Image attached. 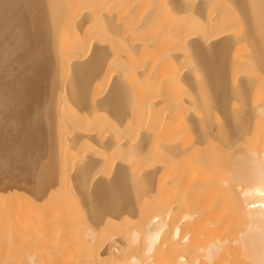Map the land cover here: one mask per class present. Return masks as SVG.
Listing matches in <instances>:
<instances>
[{"label": "bare ground", "instance_id": "1", "mask_svg": "<svg viewBox=\"0 0 264 264\" xmlns=\"http://www.w3.org/2000/svg\"><path fill=\"white\" fill-rule=\"evenodd\" d=\"M236 1L243 8L246 36L254 39L261 27L258 28V20L264 18V0L261 7L258 5L259 11L248 0ZM227 2L230 3L229 0H0V180L11 177L14 182H33L40 156L51 143L49 154L54 155V142L50 143L49 136L56 125L52 126L50 114L57 107L53 105L58 102L59 108L63 102L66 106L61 107L65 110L61 112L59 108L54 120L58 129L66 125L67 133L58 134L68 136L61 142L59 135L57 140L62 165L58 180L62 184L63 177L74 169L70 173L79 181L81 193L88 197V216L94 223L103 224L98 242L99 224L89 228L87 239L80 242L79 252L85 254L86 264H264V139L260 151L248 149L240 142L248 131V110L239 116L238 128L216 127L209 116L193 117L192 102L199 98L200 91L191 92L185 86L200 81L190 72L194 67L191 60L195 58L206 61L207 80L217 79L220 87L223 85L217 64L222 61L228 73V78L222 76L224 83L241 82L243 91L245 85L251 84V79H247L246 57L242 58L236 49L232 53L233 45L243 33L239 35L235 28L238 26L230 21L234 16L226 13L225 8L230 6ZM261 22L260 32H264V20ZM231 67L236 68L233 74ZM53 69L52 88L56 87L53 94L57 102L43 106L45 83ZM67 73L73 78L70 94L64 90ZM201 81L197 82L198 88L205 84ZM108 86L109 92L105 90ZM201 87L208 89L205 85ZM224 90L227 92V88ZM69 96L82 105L70 116H62L68 111ZM122 104L124 113L118 118L129 116V112L132 116L133 111L136 114L129 122V117L125 118L126 123L115 117L121 120L115 122L123 124L124 129L121 134L112 133L103 123L102 112L96 110ZM210 104L204 109L206 112ZM128 105L135 110L131 111ZM257 110L261 114L264 107ZM81 119L87 120L86 126L76 124ZM36 124L38 131L34 128ZM85 137L106 149L94 152V145L88 144L83 150L80 147V151L76 145ZM126 154L152 160L146 163L147 167L136 169L127 164ZM219 162L226 170L219 167L222 166ZM67 163H70L68 172ZM50 166L38 187L43 185L46 175L52 174ZM218 173H224L223 182L232 183L227 185L235 205L228 212L231 215L203 218L191 210H182L181 199L189 196L192 201L195 198H190L191 195L198 196L209 188L212 192L215 185L219 186L214 182L221 176ZM61 198L56 201L59 205ZM151 203L156 206L146 209ZM70 215L66 229L73 228L74 215ZM60 216L58 208H46L40 219L43 226L39 228L51 230L50 223ZM17 262L0 258V264Z\"/></svg>", "mask_w": 264, "mask_h": 264}, {"label": "rangeland", "instance_id": "2", "mask_svg": "<svg viewBox=\"0 0 264 264\" xmlns=\"http://www.w3.org/2000/svg\"><path fill=\"white\" fill-rule=\"evenodd\" d=\"M232 1H234V2H232ZM248 1H249L248 4H250V3L252 5L254 4V6L256 8H258V11L260 9L259 6L261 7V5H263V0H255V3H252L250 0H248ZM229 2L230 3H228V2L227 3L230 6L225 8V10L228 11L226 13L230 14V16L231 15L234 16V17H231L233 20H230V21H232L233 24L236 23V24H234L235 26H238L235 28H236V31L238 32L239 35L241 33H243L240 35V37L244 36V38L239 37L238 41H236V45L235 44L233 45L234 47H232V53H233V50L236 49L235 51L237 53L239 52L241 54V56H243L242 58L246 57V58H244V60H246L245 62H247V64H248L247 66H249L247 69L249 77L247 79L248 80L251 79V84L247 83L248 84L247 87L245 85V87H244L245 92H244L242 90V86L240 84L241 82H237L235 80V81H233V83H232V81H227V83H224L223 78L224 77H225L224 79L228 78V73L227 72L225 73V69L227 67H225L226 63L222 64L225 61H222V62H219L217 64V65L220 64L217 67V71H219V73L221 74L220 78H222V80H220V81L222 82V85H223V87L222 86L220 87L218 84L219 81L217 79L215 80V82L207 80V77H206L207 76L206 75L207 63H206V61L203 58H200V59L195 58V60L193 59L194 61L191 60V62H193L191 66H194L193 68L190 66L192 69V70L190 69L191 76H193V78L196 79V81L199 79L200 81H197V82L200 84L202 82L201 80H203V82L205 84L202 83V85H205L208 89L202 88L201 87L202 85H200V87L198 88L197 86H199V84H197V82H193V81L190 82L191 84L188 83L189 85H186L187 83H185V86H188V91L193 92L194 89H196L194 91H197V90L200 91V92L197 91L198 93L196 92L197 94H199L198 97L200 99L197 98L196 101L194 100L192 102L193 104H192L191 108L194 111V112H192V115H195L193 117L197 118V117H200L202 115H203V117L209 116L208 117V118H210L209 120H211V119L213 120L210 122L215 123L216 127L217 126H220V127H225V126L230 127L231 126L232 128L233 127L238 128L240 125L239 123L241 122V117H239V116H241L242 111H245L243 113V114H245L246 111L248 110L249 111V113H248L249 114V125L247 127L248 131L246 132L247 134H245V136H242L240 142L246 146L251 147V148L248 147V149L253 148L255 150L258 149L260 151V150H263V139H264L263 138L264 137V120H263L264 115L263 114H264V112L262 111V113L260 114L259 110H257V112H256V109H258L259 106L264 107V49H263L264 48V34H261L264 32H260V31H263V29H261L263 27L262 26L263 22H261V19L264 20V18H261L258 20V25H259L258 28L260 26L261 27H260V31H258L257 34L255 35V38H257V37H259V38L252 39L253 36H251L249 39V37L246 36V22H245L244 15H243V8L239 4V2L236 0H231V1L229 0ZM257 2H259V3H257ZM233 10H235V12ZM241 16H243V17H241ZM236 18L239 19V21L236 20ZM130 22H129V24H131ZM134 24H136V23H134ZM134 24L131 26H134ZM241 25H243V26H241ZM232 27H234V26H232ZM242 27H245V30L242 31V29H243ZM244 31H245V33H244ZM245 38L247 41L245 40ZM241 39L244 40L243 43L241 42ZM260 39H261V41L258 42ZM255 42H258V43H255ZM244 43H246V45H247L246 48H245ZM261 43H262V47L260 46ZM251 44H252V47H251ZM258 44H260V45L258 46ZM243 45H244V47H243ZM258 49H260V50H258ZM260 51H262V52H260ZM225 55H226V53L223 54V58H226L227 55L226 56ZM262 55H263V57H262ZM216 56H217V58H220V54L218 52L216 53ZM222 65H224V66H222ZM232 65L235 67L237 66L236 64H232ZM235 67L230 68V69H233L232 74L234 73V70L236 69ZM221 68H223L224 70H221ZM54 70L55 69H53L48 81L45 83V89H44V94H43V106L48 105L47 102H49V104H55L57 102L55 100L57 98V96L56 95L54 96V94H53L55 92L54 89L56 87L54 86V89L52 88L54 83H55L54 79H52ZM221 71H224V72L221 73ZM197 72H198V76H196ZM222 74H224V75H222ZM222 76H224V77H222ZM68 77H69V79H68ZM201 77L203 79H201ZM233 77H234V75H233ZM72 79H73L72 75L67 73L66 79H65L66 80L65 81V87L66 88L64 90H66V92H69V94H70V91H69L70 87L69 86H71V84H72V81H73ZM52 82H54V83H52ZM194 83L196 84V86ZM182 86H183V84L180 85V87H182ZM193 86H194V88H193ZM213 87H214V89H212ZM106 88H108V89H106ZM106 88H105V90H107L109 92L110 86H108ZM226 88H227V92H225V90H224ZM182 89H184V88H182ZM222 89L224 91H222ZM47 90H48V92H47ZM201 90L208 92V94L202 92ZM104 92H105L104 93L105 95L108 94V92L107 93H106V91H104ZM219 92H220V94H219ZM48 93H49V96H48ZM50 93H51V95H50ZM223 94H227V97L223 98ZM52 96H54L55 98H53ZM49 98H50V101L55 100V101H53L54 103L53 102L50 103ZM204 99H206V100H204ZM207 100H208V102H207ZM68 101H69V106H71V105L72 106L69 107L67 105L66 109L68 111H65V113L62 114V116L63 115L70 116L72 114L70 112H73L75 110V108L79 109V107L82 105V104L80 105L77 98L70 99V96H69ZM196 102H198V103H196ZM209 102L212 104H210ZM56 104L53 105L54 107L57 106L56 108H54L55 111L53 112L52 111L53 109H52L51 110L52 113L50 114V120H51V122L54 123V124H52V126L56 125L54 129L52 128L54 130L53 132L51 131L53 134L50 133L51 136H49L50 143L54 142L53 143L54 149L52 151V153L54 154V155H52L53 157H51V154H49L51 151V150H49V149H51L49 147L52 144L51 143L46 148L47 150H45L43 152V155L40 156V161L38 163L39 166H37V169H39V170H37L36 175L34 176V180L30 184H27L25 182H20V181L14 182V179L11 177H9L7 180H5L3 182L0 180V184H1L0 188H2V189H0V258L6 259L7 261H9V259L18 260L19 262L15 263V264H86L85 263V260H86L85 254L79 252L81 249L80 246L82 245V244H80V242L83 243L87 239V232H88L89 228L96 227L99 224V223H94L92 221V219H90V216H88V211H89L87 209L88 208V206H87L88 205V203H87L88 197H87V195H85V197H84V192H83V194L81 193L79 181L74 178V174L72 175V173H70V172H73L74 169L71 168V171L69 172V174L66 175L65 177H63L64 180L62 179L63 180L62 184L60 183L61 181L58 180L59 176H61V175H59V173L61 172V171H59V170H61L59 168L61 163L59 164V162H61V161H59L60 159L58 158V155L61 153H58V152L61 149H60V145L58 144L59 142H57V140H58L59 135H60L59 137H61V142H63V140L68 138V136L65 135L67 133L65 131L66 125L60 126L61 129L59 128L60 129L59 130L57 127V122H55L56 119L58 118V117H56L57 114H59L60 111L63 112L65 110L64 107L66 105L64 106L63 102H62L61 106H64V107L60 106L59 107V108H61V110H60L58 108V104L57 105ZM208 104H210L211 107H210V109H208L209 112H206L207 110H204V109L205 108L207 109L209 107ZM105 106L102 107L101 109L96 110V112H98L99 114H100V112H102V114H100V115L105 117V120L103 119V123L105 124V127L107 129H109L112 133L113 132H120V134H121L122 130L124 129L123 128L124 126H123V124H120V123L117 124V122H115V119L118 118L117 116H121L124 113L123 107H122L123 104L120 106H110V105H105ZM195 106H197V107H195ZM112 107H116V108H112ZM128 108L131 111L135 110V109H132L130 105H128ZM195 110H197V111H195ZM120 111H122V112L120 113ZM68 112H69V114H67ZM125 112H127V111H125ZM134 112H136V111L132 112V114H133L132 116H134L136 114ZM197 112H199V113H197ZM129 113L131 114V112H129ZM195 113H197V115ZM208 113H211V114L209 115ZM89 114L91 116V113H89ZM130 114H128L129 116L125 117V118L129 117V118H127L128 122L130 120V117L133 118L132 116H130ZM52 116H54V117H52ZM35 117H34V119H36ZM115 117H117V118H115ZM123 117H119L118 119L123 118ZM38 118L39 117H37V120H39ZM107 118L111 119V120L113 119L112 120L113 122L111 120L108 121ZM125 118H123V121ZM200 118H202V117H200ZM43 119H45L44 115H43ZM63 119H68V117H65ZM118 119H117V121H121ZM235 119H237V120H235ZM85 120L86 119H81L78 122H76V124L78 126H80V125L82 126L83 124H85V126H86L88 122H87V120L86 121ZM231 120H234V122H231ZM123 121H121V123H126V121H124V122ZM37 124L40 125L39 122ZM37 124L34 127L35 129L39 128V127H37L38 126ZM31 126H33V125H31ZM39 129H37V131ZM59 131H64L66 133L61 132L60 134H58ZM185 134L188 135L189 132H187ZM152 140H155V138ZM217 140L219 141L220 139L218 138ZM90 144L94 145V147ZM87 145L92 146V148H95L94 152H101L102 149H99V148L106 149V148H104V146H100L99 143H97L96 141H94V139H91L90 137L83 138L81 141H79L77 143L76 146L79 149L81 147V149L83 150L84 148H87V147H85ZM76 146H75V148H76L75 151L78 150V148ZM81 149H80V151H81ZM129 149L130 148H128L127 149L128 151L126 152L128 154H129ZM92 150H94V149H92ZM132 150H133L132 153L134 154L135 150L133 148H132ZM104 151L106 152V150H104ZM125 151H124V153H125ZM124 153H122V154H124ZM125 156L127 159L125 158ZM125 156H124V158L126 159L127 164L129 163V165H132L136 169H143V168L147 167L148 165L146 163L149 162V159L152 160V157L151 158H148V157H138V158L132 157L131 158L127 154ZM132 156H137V155H132ZM59 157H61V155H59ZM51 158H52V160L50 161ZM54 158H56V159H54ZM134 159L136 161H133ZM67 162H69V161H67ZM49 165L52 166V167L51 166L50 167H51V170L52 169L53 170H52V174H49L51 176V178H50V176L46 175L44 183L47 182V179H48V182H47V184L43 183V185H41V186H43V188L45 187L43 189L41 186L38 187V185L42 184V180H44V178H43L44 172H45V170H47ZM69 165H70V163L69 164L67 163L65 165V167H67V169L65 168L66 172L69 171ZM220 165H222V166H219V167L224 169V166H223L224 164L220 163ZM132 166H130V168ZM44 168H46V169H44ZM73 168H75V167H73ZM41 170L43 171L42 176H41ZM224 170H226V168ZM217 175L218 176L221 175V176H219V178L216 177V179H214L215 177H213L214 182H217V184H219V186L221 185L222 187L221 186L219 187L217 185L214 186V185L210 184L211 186H214L213 187L214 191L211 192L210 189H212V188L208 187L209 193L207 191H204V192L199 193L198 196L195 195V197H194V195H193V197L191 195L190 198H195L192 201L189 200V198H188L189 196L185 197L187 199H185V198L181 199L180 202L182 200H184L181 202V203L184 202L182 205L183 206L182 210H191L194 212L195 216H199V217L201 216L203 218H209V217L214 218L215 216L218 217L217 215H220V217L224 216V217L228 218L229 215L227 216V214H230V213H228L231 211L230 208H232V207H233L232 209L235 208L234 202L230 198V195H232L231 190L229 189L230 186H229V188L227 186L228 183H229V185H231L232 183L230 184V182H228V183L223 182L222 179H224V176H225L224 173L223 174L218 173ZM38 182H40V183H38ZM4 183H6V184H4ZM10 184L12 185V187L10 186ZM233 184L235 185L236 183H233ZM16 185H18V187ZM238 185L236 184V186H238ZM60 187H61V189H60ZM13 188H14V190H13ZM39 188H40V191H39ZM41 189L43 191H41ZM39 192H42L41 195ZM117 196L120 198L119 194ZM59 197H62L60 205L56 202ZM232 198H233V196H232ZM53 201H54V203H53ZM229 202H232L233 205L231 203L229 204ZM55 203L57 204L56 206H55ZM50 206L58 208L61 212V216L54 218L53 221L50 223V225L53 226V228L51 230L45 231L43 227L39 228V225L43 226L42 221H41L42 220V213L46 210V208H48ZM155 206H156V203H151L150 206L147 207L146 209H152ZM60 208H63V209H60ZM218 213H220V214H218ZM70 214L74 215V217H73L74 220L72 222L73 228L71 227L69 229H66L69 226L68 222H70V220H71ZM89 214H90V212H89ZM101 225H103V224H99L98 228L96 229V231H97L96 232V234H97L96 242H98V240L100 239L101 234H102L101 233L102 231L100 229ZM98 231H100V232H98Z\"/></svg>", "mask_w": 264, "mask_h": 264}]
</instances>
